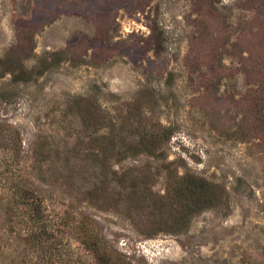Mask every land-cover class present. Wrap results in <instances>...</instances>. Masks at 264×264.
<instances>
[{
	"label": "rangeland",
	"instance_id": "rangeland-1",
	"mask_svg": "<svg viewBox=\"0 0 264 264\" xmlns=\"http://www.w3.org/2000/svg\"><path fill=\"white\" fill-rule=\"evenodd\" d=\"M263 56L264 0H0V264H88L89 222L132 264H264ZM190 176L215 204L154 233Z\"/></svg>",
	"mask_w": 264,
	"mask_h": 264
},
{
	"label": "trees",
	"instance_id": "trees-1",
	"mask_svg": "<svg viewBox=\"0 0 264 264\" xmlns=\"http://www.w3.org/2000/svg\"><path fill=\"white\" fill-rule=\"evenodd\" d=\"M250 60L251 62L254 61L252 54ZM262 70H264L263 67H256L255 71H257V75L260 76L257 81L260 80V82L258 84V89L255 91L260 93V99L264 101V72ZM16 78L24 79L21 74L19 76L17 75ZM144 150L145 147L144 149L139 148V151ZM213 188L215 187L204 179H196V177L193 176L186 178L185 182L180 184L177 188L176 196L173 201L181 206L184 205V209L175 207L173 213H170L174 218L172 226L168 228H154L153 232H178L187 227L191 215L197 213L207 205L215 204L216 192H214L215 189ZM162 197L167 198L168 195ZM89 224L92 225V228H90V230L84 229L86 238L83 241L84 248L88 254V264H132L125 259L126 257L124 254L110 246L100 234L97 227L93 226V222H89Z\"/></svg>",
	"mask_w": 264,
	"mask_h": 264
}]
</instances>
